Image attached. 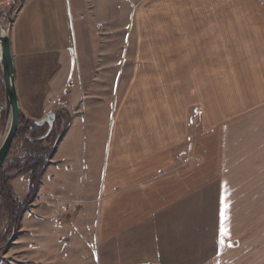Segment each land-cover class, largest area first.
Returning <instances> with one entry per match:
<instances>
[{
	"label": "crops",
	"instance_id": "0c3cea01",
	"mask_svg": "<svg viewBox=\"0 0 264 264\" xmlns=\"http://www.w3.org/2000/svg\"><path fill=\"white\" fill-rule=\"evenodd\" d=\"M90 4L26 0L13 19L21 109L39 99L45 105L41 94L52 83L71 97L57 94L56 105L72 118L39 192L87 204L80 224L57 223L49 205L24 218L13 247L18 260L86 264L93 243L104 264H264V1L160 2L152 18L156 3L135 7L127 85L109 101L106 133L100 111L90 131L81 98L89 50L99 32L103 47L109 26ZM54 5L62 8L64 34L51 27ZM50 38L63 45L44 47ZM122 73L113 79L114 96ZM199 107L201 125L193 128L190 115ZM222 225L229 235L220 236Z\"/></svg>",
	"mask_w": 264,
	"mask_h": 264
},
{
	"label": "rangeland",
	"instance_id": "374dc122",
	"mask_svg": "<svg viewBox=\"0 0 264 264\" xmlns=\"http://www.w3.org/2000/svg\"><path fill=\"white\" fill-rule=\"evenodd\" d=\"M26 0H0V11H4L9 13V16L12 18V22L8 23L7 19L4 16H0V24L5 27V29L10 30L12 32L13 29V22H14V16L18 9H20L21 4ZM92 4L95 6H98L99 16L100 20L104 21L105 25L106 23H109V26H105V36L102 40L103 47L101 44V32L98 33V40L94 39L93 41V47L91 50H89V71L87 73H83V83H84V92L81 96V98H84L86 104H85V116L88 118V126L91 131L93 127H95L96 124V115L100 111L99 114L102 116L100 118H105L104 123H100V126H102L101 130L106 133L107 128L109 126V123L106 121L107 115H108V104L109 101L113 102L114 98L120 99L122 95V90L124 92L127 80H128V74H129V68L131 57L130 54L133 50V36L135 33V26L133 23V17H134V8H139L141 4H143L146 0H90ZM151 1L153 3H156L157 5H152V9H149L151 12V18L156 16L157 10H159V7L156 8V6H160V2H169V1H177V0H148V2ZM182 1V0H178ZM190 1V0H189ZM256 1V0H254ZM257 1H264V0H257ZM73 2V1H72ZM90 4V5H92ZM112 4V5H108ZM167 4V3H166ZM119 6V7H118ZM151 6V5H150ZM153 7L155 9H153ZM54 14H52V12ZM49 11L51 14V17L53 19V23L51 24V27L53 26V29H55V34L59 35V30H61L64 34L65 31V23H64V15L63 11L60 5H54L49 6ZM97 11V12H98ZM131 18L128 19V16ZM133 14V15H132ZM150 16V13L148 11V17ZM46 19H49V16H44ZM96 21V20H93ZM101 21V22H102ZM96 24V22H95ZM127 25V27L124 28V26ZM93 29L97 32V25L92 26ZM93 30V31H94ZM92 31V30H91ZM94 31V32H95ZM126 35V39L124 41V36ZM63 42H59V40L50 38V41L45 44L44 47H48L50 50H56L59 49L60 46H62ZM44 44V42H43ZM103 48V50H102ZM102 50V51H101ZM101 51V52H100ZM100 55H103L100 57ZM124 56V62L121 60V56ZM119 61H121L120 65ZM99 64L103 65L100 66ZM103 68V71H100V68ZM119 70H123L121 80H120V89L116 96L112 93V82L115 77L116 79V73ZM2 70V67H1ZM99 70V71H97ZM52 71V69H51ZM53 72V71H52ZM49 73V78L52 79V76H54V73ZM82 75V74H81ZM72 78L74 80H78V74L74 72L72 74ZM74 80L72 83L76 85V87H79L78 83H75ZM119 81V77L117 78ZM59 82V79H58ZM58 83L56 86L52 83L46 90H43L41 94L42 100H45L46 103L41 104L39 99V104H33V105H22V109L20 107L19 110V126L18 131L14 140V143L12 145V148L9 152V155L7 159L5 160L4 164L0 168L3 172L8 173V168L10 165L14 162V160L18 157L25 158L28 157V153L32 152L35 155H40L39 153H44V155L49 158L48 165L44 169L41 177H40V186L38 189V192L36 193L33 200L26 204V196L28 192V183H29V176L28 175H21L16 176L9 182V186L11 190L14 192L12 187V181L19 178L16 182H14V188L15 191L14 194L16 195V198L21 201L26 206V211L22 214L20 223H11V215L9 212V202L0 195V264L3 261V264H23L24 261H19L18 256L20 259L22 258L21 255H19V251L16 250L15 247L16 240L21 236L23 233L21 230V222L22 220L28 217L31 213L38 214L39 208H41L42 205H49L51 206V213L53 215V218L56 219L57 223H62L65 226L73 225V223H79L82 221L83 218V212L84 208H86V200H84L81 197L77 198H67L63 196H58L56 198H51L44 192H39L41 186H42V177L45 173V171L48 169L49 165H51L52 157L54 153H51L55 148V141L58 137H60L63 132L65 131L66 127L68 126L70 122V118H72V114L70 109L64 110L60 109L58 105H56V102L58 98L61 96L62 99L60 100H66L70 102V94L66 95H60L59 93L61 90L59 89ZM80 88V87H79ZM79 93V90H77ZM57 94L60 95L57 97ZM74 95H77L76 93ZM73 98V97H72ZM80 96L78 97V100L81 99ZM76 98H73L75 100ZM103 104V105H102ZM44 105V106H43ZM63 107V106H62ZM52 108H58V115H60V121L57 125L55 131L49 137L47 140L42 141L36 148H31V141H34L35 138L41 136V134L45 133L47 130V127H43L42 129L38 130L37 132L31 133L30 126L33 124V122H39L43 118H35L37 115L41 116L45 113H48V111ZM57 112V111H56ZM191 118V125L194 128H197L201 125L202 120V111L199 108L191 112L190 115ZM106 126V127H105ZM7 122L5 119V90H4V79L3 74L0 72V145L2 144L5 134L7 132ZM105 138V136H104ZM33 150V151H31ZM56 150V149H55ZM180 163H182V159L179 158L178 160ZM186 165V164H182ZM11 173H8L10 175ZM27 176L28 180H26L25 177ZM23 177V178H21ZM17 193V194H16ZM39 193V194H38ZM22 199L20 200L18 196ZM60 219L58 221L57 219ZM17 226V227H16ZM12 231H17L14 238L11 242H9L10 233ZM90 239V238H89ZM8 241V243H7ZM55 241H58V238H55ZM79 242V241H78ZM80 243V242H79ZM58 244V243H56ZM81 244V243H80ZM78 245V247L80 246ZM15 245V246H14ZM58 248V247H57ZM134 249V248H133ZM89 251V261L86 264H104L106 262L101 261V253L98 248L94 246L92 243V246H90ZM127 250V249H126ZM130 251L127 250L126 253L128 254ZM26 254V255H30ZM4 257V258H3ZM100 258V259H99ZM26 259L28 261L31 260V256H27ZM128 264H133L132 258L127 259ZM10 261V262H9ZM19 261V262H17ZM26 261V262H28ZM92 261V262H90ZM98 261H101L98 263ZM144 263L146 264H157L151 263L148 260H145ZM140 264V263H139Z\"/></svg>",
	"mask_w": 264,
	"mask_h": 264
},
{
	"label": "trees",
	"instance_id": "16d2710c",
	"mask_svg": "<svg viewBox=\"0 0 264 264\" xmlns=\"http://www.w3.org/2000/svg\"><path fill=\"white\" fill-rule=\"evenodd\" d=\"M55 114H56V119L50 134H48L49 125L47 123H45L44 125H39L38 122H33V124H31L29 128L30 131H32L31 133L37 132L38 130L42 129L45 126L47 127L45 133L35 138L34 141H31V148H36V146H38L42 141H45L49 137H51L55 129L57 132L58 128L56 127L60 121V115H58L57 112ZM59 140L60 137L56 139L55 148L51 153L55 152L56 145ZM34 153L29 152L28 157L25 158H20V157L16 158L8 168V173H11L10 175H8V173L3 172L2 169L0 170V195L3 196L9 202L8 208L11 215L10 216L11 223H16V224L20 223L21 216L26 211L27 205L25 206L21 201H19L16 198V195L9 186V182L16 176H21V175L29 176L28 192L26 196V204H29L35 197L36 193L38 192L40 186V177L49 162L48 160L49 158H47L44 155V153H39L40 155H35ZM16 232H17L16 230L15 231L11 230V232H9L10 233L9 235L10 238L8 240L9 242L12 241Z\"/></svg>",
	"mask_w": 264,
	"mask_h": 264
},
{
	"label": "water",
	"instance_id": "95a60500",
	"mask_svg": "<svg viewBox=\"0 0 264 264\" xmlns=\"http://www.w3.org/2000/svg\"><path fill=\"white\" fill-rule=\"evenodd\" d=\"M0 16H4L8 23L12 22V18L8 13L0 11ZM0 63L2 67V74L4 79L5 90V119L7 122V132L4 140L0 145V168L7 159L9 152L14 143L18 126H19V97L16 87L15 79V66L11 48L10 30L2 29L0 24ZM56 119L55 112L46 115L42 120L38 122L39 125L47 123L49 125V132L53 129V125Z\"/></svg>",
	"mask_w": 264,
	"mask_h": 264
},
{
	"label": "snow or ice",
	"instance_id": "6c2138e0",
	"mask_svg": "<svg viewBox=\"0 0 264 264\" xmlns=\"http://www.w3.org/2000/svg\"><path fill=\"white\" fill-rule=\"evenodd\" d=\"M228 207H229V205L225 202L224 203V213H222V215L226 214ZM226 218L227 217L225 215V219ZM227 235H229V230H228V228L226 226L222 225L221 228H220V236H227ZM218 243H223V241L219 240Z\"/></svg>",
	"mask_w": 264,
	"mask_h": 264
},
{
	"label": "bare ground",
	"instance_id": "6f19581e",
	"mask_svg": "<svg viewBox=\"0 0 264 264\" xmlns=\"http://www.w3.org/2000/svg\"><path fill=\"white\" fill-rule=\"evenodd\" d=\"M1 26H2V25H1ZM2 29H4L3 26H2ZM4 30H5V29H4ZM0 34H1V32H0ZM10 37H11V35H10Z\"/></svg>",
	"mask_w": 264,
	"mask_h": 264
},
{
	"label": "built area",
	"instance_id": "2783aa9c",
	"mask_svg": "<svg viewBox=\"0 0 264 264\" xmlns=\"http://www.w3.org/2000/svg\"><path fill=\"white\" fill-rule=\"evenodd\" d=\"M3 28L5 29V27H3ZM57 220H58V221H60V219H59V218H58Z\"/></svg>",
	"mask_w": 264,
	"mask_h": 264
}]
</instances>
